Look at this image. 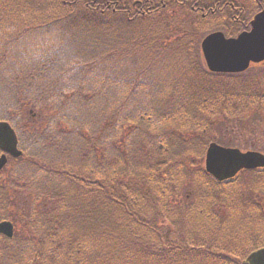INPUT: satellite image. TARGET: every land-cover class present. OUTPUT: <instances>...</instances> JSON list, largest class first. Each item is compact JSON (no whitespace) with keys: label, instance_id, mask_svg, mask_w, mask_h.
Returning <instances> with one entry per match:
<instances>
[{"label":"trees","instance_id":"1","mask_svg":"<svg viewBox=\"0 0 264 264\" xmlns=\"http://www.w3.org/2000/svg\"><path fill=\"white\" fill-rule=\"evenodd\" d=\"M251 2L0 0V121L23 151L0 173V223L15 226L0 264H243L264 248V170L221 183L203 165L211 142L226 145L216 126L264 124V65L212 74L200 52L204 19L235 37L264 8ZM29 8L36 19L16 34ZM177 10L193 30L164 31ZM160 19L152 38L136 32ZM168 55L209 85L145 68Z\"/></svg>","mask_w":264,"mask_h":264},{"label":"water","instance_id":"2","mask_svg":"<svg viewBox=\"0 0 264 264\" xmlns=\"http://www.w3.org/2000/svg\"><path fill=\"white\" fill-rule=\"evenodd\" d=\"M250 31L236 38H227L223 32H214L202 42V52L212 73L237 74L247 71L251 64L264 63V10L251 21ZM0 149L14 158L22 156L18 138L12 127L0 122ZM7 164V156L0 158V171ZM264 169V155L258 152H241L212 143L206 154V171L218 181L235 178L243 170ZM0 234L9 238L14 235L10 222L0 224ZM249 264H264V249L253 252Z\"/></svg>","mask_w":264,"mask_h":264},{"label":"rangeland","instance_id":"3","mask_svg":"<svg viewBox=\"0 0 264 264\" xmlns=\"http://www.w3.org/2000/svg\"><path fill=\"white\" fill-rule=\"evenodd\" d=\"M124 2H142V0H122ZM243 4H246L247 7H252V2L251 0H242ZM252 9V8H251ZM27 14V15H23ZM22 13V17L21 18H17L16 20H18L16 22V34L22 33L23 31H25L28 27L25 24H32V20L36 19L33 16V11L32 9H27ZM184 13H181V11L179 12L178 10L176 12H174V16L178 15L179 16V20L177 22V24L173 27L167 28V30L164 31H168L170 32L172 35H175L178 33V30L181 28L182 30L185 31H189V30H193V28L191 27L193 24L189 23L187 19H185V17L182 15ZM35 16H37V14H35ZM172 16H170L171 18ZM197 17V21L199 20L200 16H196ZM199 17V18H198ZM216 17L215 19L220 21L221 23L224 22V17H222L221 15H216L213 16ZM204 25H202V23H200L199 28L201 29V31L204 34H208L211 33L213 31L214 28L216 29L218 24H216V27H214L213 20H209V19H204ZM27 21V22H26ZM171 21V20H170ZM39 23H41L42 25L45 24V21L40 18H38ZM179 23V24H178ZM191 25V26H190ZM164 24L161 23V19L159 20L158 23L156 22H150L148 23L147 21L144 22V28L143 30H138L136 32H142L143 35H149L151 38L154 35L155 31H158L159 33H161L163 31V27ZM232 26V25H231ZM219 27V26H218ZM26 40H28V44H32L33 45H41L43 44V40L40 39L39 37H37L36 35H27ZM30 47V45H28ZM31 46V47H32ZM172 48H178V47H172ZM31 48H29L30 50ZM30 53V51H29ZM201 57L203 59V55L201 54ZM124 58V56H123ZM144 60V59H143ZM173 62H180V64L178 65H168L169 63H173ZM183 60L179 57V56H155L152 59H148L145 63V68H153V67H157L159 64L161 63H167V66L170 67L173 70H178L179 72H177L175 70V76L177 78L182 76L183 74L180 73V71H186L185 75L183 76V78H185L186 75L188 76H193L194 78L196 77L198 79V81H202L203 84L205 85H209V83L211 82L212 79L210 78H204L203 76H201V78L198 76L197 72H194V70H190L189 68L185 66H182ZM206 87V86H205ZM30 117H32V124L35 123L37 125H39L38 123L40 122V116H36V114L33 112H30ZM182 125V124H181ZM178 126V125H176ZM180 126V125H179ZM41 127V126H38ZM170 127L172 126H167V127H157L156 131H166L168 130ZM253 125L252 126H246V125H239L237 123H226L225 122V126L220 130V128H218L217 126L214 128L213 132L210 134L211 136H215L219 138L220 140H222L224 143L226 144L224 146L227 147H231V148H237L239 150H241L242 152H247V151H256V152H260L262 154H264V124L260 125L258 128L253 129ZM220 134V135H218ZM191 162V161H190ZM203 165L205 166V160ZM4 176H7L5 173L0 175V178H4ZM191 185H189V189H187V191H184L183 196H180L179 198L177 197L175 199V202L177 204H180L182 202H184L185 199H188L191 196L192 193V189H191ZM189 196V197H188ZM183 220L185 223L189 224L191 223L194 226V229L197 230V228L199 229V226H197L198 223L194 222V217L191 216H182ZM242 228V227H241ZM252 230V227L247 226V227H243L241 229V232L244 231V233L248 234L250 233ZM244 235V234H243Z\"/></svg>","mask_w":264,"mask_h":264}]
</instances>
